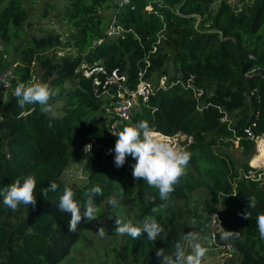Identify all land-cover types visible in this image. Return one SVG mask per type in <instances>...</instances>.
<instances>
[{"label":"trees","instance_id":"16d2710c","mask_svg":"<svg viewBox=\"0 0 264 264\" xmlns=\"http://www.w3.org/2000/svg\"><path fill=\"white\" fill-rule=\"evenodd\" d=\"M37 1L0 0V72H12L6 98L0 84V190L31 175L37 199L35 207L12 211L0 195V264H58L67 256L86 222L69 232L70 214L57 208L66 186L81 208L86 193L99 186L102 194L93 199L100 217L122 207L120 215L134 224L153 215L163 226L167 239L154 243L146 234L137 240L123 235L117 264H159L156 249L171 252L194 225L208 237L209 216L218 207L224 229L238 232L218 242L230 244L238 264H264L256 224L264 214V173L251 176L254 168L248 164L256 154L255 139L264 136V0H46L41 16L51 14L65 30L40 34L28 32L29 10ZM229 37L253 55L246 74H241L246 58ZM113 71L125 77L119 82L129 90L140 81L153 86L115 132L105 124L116 92L109 82ZM32 82L57 90L50 101L62 102L57 118L42 113L38 104L17 107L15 87ZM139 121L163 136L190 138L183 143L191 154L186 175L170 206L158 213L151 212L162 203L158 190L132 176L135 159L129 155L117 167L112 155H104L115 152L114 134ZM235 142L241 162L226 151ZM70 163L88 170L79 185L60 178ZM50 182L58 187L44 197L40 192ZM198 190L204 197H195ZM252 197L256 204L249 208ZM110 198L118 206H111ZM245 210L250 219L243 218Z\"/></svg>","mask_w":264,"mask_h":264},{"label":"clouds","instance_id":"9594fccd","mask_svg":"<svg viewBox=\"0 0 264 264\" xmlns=\"http://www.w3.org/2000/svg\"><path fill=\"white\" fill-rule=\"evenodd\" d=\"M4 83H7L4 81ZM17 101V107L21 110L28 105L38 104L40 111L51 118H57V112L50 103L52 98L58 95L56 89L46 83L32 82L30 84L20 83L13 92ZM114 134V133H113ZM115 143L114 163L121 167L126 162V158L131 155L136 163L132 165V176L136 180H143L149 187L158 190L159 199L162 202L159 207H153L152 213L161 212L170 206L172 193L180 183L181 177L186 175V168L190 161L191 154L173 145L170 141L162 139L149 127L147 121H139L135 125L126 126L119 133ZM58 185L50 182L49 186L40 193L46 197L49 191H56ZM36 180L34 176L28 175L11 182L6 188L0 190L3 196V204L16 211L21 205L24 207L36 206L37 199L34 192ZM102 194L99 186L92 187L87 193V200L83 208L74 199L75 193L70 187H65L63 194L59 198L57 208L60 212L70 214L68 221L69 232H75L82 222L98 220L99 209L93 197ZM121 197L123 192L120 193ZM249 208H254L255 198H249ZM108 203L116 207V198H110ZM243 218L250 219L249 210H245ZM196 223L195 220L192 221ZM259 236L264 240V214L256 218ZM114 232L117 235H128L133 240L139 239L142 235L147 236L150 242L157 239H167L163 226L158 223L153 215H147L139 224H134L130 220L122 219L119 215L115 219ZM100 237L105 236L104 227L98 229ZM238 236L234 230H223L219 233L222 241H228ZM199 233L188 231L180 235L173 244L171 252H165L164 248L156 249L155 255L159 264H202L208 248L199 243Z\"/></svg>","mask_w":264,"mask_h":264},{"label":"rangeland","instance_id":"374dc122","mask_svg":"<svg viewBox=\"0 0 264 264\" xmlns=\"http://www.w3.org/2000/svg\"><path fill=\"white\" fill-rule=\"evenodd\" d=\"M45 2L46 0H38L35 4H33V8L29 10L28 21L32 22V26L28 28V32L40 34L48 28L53 29L54 31L63 32L65 30V26L56 22L55 19L51 17V14L47 17L41 16ZM27 7H29V5H27ZM52 105L57 113L61 112V101H56L52 103ZM161 138L167 139L173 143L174 146L182 150L184 148L183 143L190 140V138L186 139V136L180 133ZM257 141L258 138L255 139L256 148ZM226 151L232 154L237 162H241L243 160V155L240 148H238L237 142H235L232 146H229ZM257 152L258 149H256V153ZM248 164L254 168V170L250 172L251 176L257 171L264 173V159H262L261 163L257 166H253L251 164V159ZM87 174L88 170H86L82 164L70 163L64 169L60 178L65 184L73 186L81 184L86 179ZM204 195L205 192L202 190L195 192V197L202 198ZM100 209L102 210L101 207ZM121 211L122 207H117V214H106L103 217L98 215V220L86 222L83 228V237L71 247L67 256H65V258L58 264H117L116 252L119 253L121 257L123 256V246L121 243L124 239L121 235H117L114 232L116 227L115 219L116 216L119 215L122 219L126 220V218L120 215ZM100 227H104L105 229L106 234L104 237H100L97 232ZM190 231L199 233V243L208 248V251L202 260V264H238L239 258L237 255L232 252H226L210 243L205 229L194 225ZM127 257L128 256H124L123 258L125 259Z\"/></svg>","mask_w":264,"mask_h":264},{"label":"built area","instance_id":"2783aa9c","mask_svg":"<svg viewBox=\"0 0 264 264\" xmlns=\"http://www.w3.org/2000/svg\"><path fill=\"white\" fill-rule=\"evenodd\" d=\"M148 10L151 9L150 6L147 7ZM12 72L11 70H6L5 72H0V84L3 89V97L6 98L11 91V80ZM167 77L164 75L160 78L159 84L161 88L165 87V82ZM6 81L7 83H4ZM119 81L124 82V76H118L115 71L111 73L109 77L110 83L116 84V92L111 95L112 101L111 106L107 107V116H106V126L111 132H115L116 128L119 124H121L124 120H127L132 112L133 107L137 103V99L140 97L143 101H146L149 95L152 93L153 86L151 83L146 81H140L137 85L136 89L129 90ZM197 94H202V90H200ZM247 135L251 136V130L249 128L245 129ZM105 156H113L115 157V152L111 150L104 151ZM222 208L218 207L214 210L209 216V224H208V237L210 243L218 248L223 249L226 252H231L230 244H220L218 242L219 233L224 230L223 220H222Z\"/></svg>","mask_w":264,"mask_h":264},{"label":"water","instance_id":"95a60500","mask_svg":"<svg viewBox=\"0 0 264 264\" xmlns=\"http://www.w3.org/2000/svg\"><path fill=\"white\" fill-rule=\"evenodd\" d=\"M221 38L223 39L222 35H221ZM229 38H231L234 41V49H235L236 53H238L239 55L246 58L245 63L241 66V74H246L247 68L249 67L251 60L253 59V55L249 52L243 51L240 48L239 43L235 37H229Z\"/></svg>","mask_w":264,"mask_h":264},{"label":"bare ground","instance_id":"6f19581e","mask_svg":"<svg viewBox=\"0 0 264 264\" xmlns=\"http://www.w3.org/2000/svg\"><path fill=\"white\" fill-rule=\"evenodd\" d=\"M155 133L157 134V136H160V138L165 137L160 133H157V132H155ZM257 149H258V152L251 158V164L253 166L259 165L261 163L262 159H264V137L258 138Z\"/></svg>","mask_w":264,"mask_h":264}]
</instances>
